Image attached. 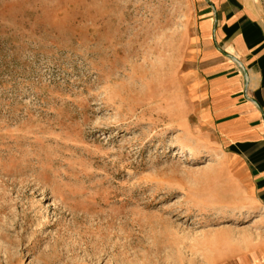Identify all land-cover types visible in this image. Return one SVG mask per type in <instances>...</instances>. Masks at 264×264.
Returning <instances> with one entry per match:
<instances>
[{"label": "rangeland", "instance_id": "1", "mask_svg": "<svg viewBox=\"0 0 264 264\" xmlns=\"http://www.w3.org/2000/svg\"><path fill=\"white\" fill-rule=\"evenodd\" d=\"M193 7L0 0V264H215L232 239L264 250L262 220L195 136Z\"/></svg>", "mask_w": 264, "mask_h": 264}, {"label": "crops", "instance_id": "2", "mask_svg": "<svg viewBox=\"0 0 264 264\" xmlns=\"http://www.w3.org/2000/svg\"><path fill=\"white\" fill-rule=\"evenodd\" d=\"M188 29L195 136L217 152L240 209L264 228V0H194ZM215 264H264L262 244L232 239Z\"/></svg>", "mask_w": 264, "mask_h": 264}, {"label": "bare ground", "instance_id": "3", "mask_svg": "<svg viewBox=\"0 0 264 264\" xmlns=\"http://www.w3.org/2000/svg\"><path fill=\"white\" fill-rule=\"evenodd\" d=\"M245 226V225H244Z\"/></svg>", "mask_w": 264, "mask_h": 264}]
</instances>
